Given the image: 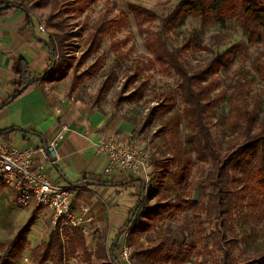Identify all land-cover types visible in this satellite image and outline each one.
<instances>
[{"label": "rangeland", "instance_id": "1", "mask_svg": "<svg viewBox=\"0 0 264 264\" xmlns=\"http://www.w3.org/2000/svg\"><path fill=\"white\" fill-rule=\"evenodd\" d=\"M182 1L93 0L88 9L76 14L66 10L71 0H50L44 4L40 13L44 28L54 41L67 37V40L62 42L66 44L69 55L67 63L71 67L65 76L69 95L80 100L89 109L95 108L102 114L116 119L118 126L124 128L126 134L139 139L140 147L150 154L151 160L147 189L152 186L162 187L164 182L165 193L172 202L178 195L193 200L201 199L200 185L204 177L195 172L194 155L186 142L188 130L183 118V104L179 96L176 75L173 72L162 71L156 62L151 61V56L144 46L146 32H141L137 26L128 8L130 4L142 6L156 13L157 19L149 25L144 23L142 28L148 25L150 30L161 34L170 49L179 51L180 58L189 71L203 66L215 52H222L238 42L243 44L236 48L230 68L220 69L216 73L220 85L212 90L213 95L221 89L226 90L225 96L213 109L214 114L208 118L211 135L222 153L225 152L231 136L225 126L229 109L227 95L237 82L245 84L248 106L256 113V124L264 123V77L255 69L257 60H264V39L250 37L232 16L224 21L208 23L188 13L176 15ZM50 14H56L53 21L61 22L60 29L48 26L47 18ZM104 15L108 19H123L113 23L104 36L99 50L82 63L77 71L72 70L85 49L84 40L88 28ZM165 19L168 20L166 28L162 26ZM187 43L189 46L185 47ZM96 58L99 59L98 66L90 74L77 78L79 72ZM132 76L136 77L131 79ZM104 81H107V86L98 96V90ZM142 82H145V85L140 99L133 101L122 99ZM167 94L172 107L151 114L149 109L152 106L167 102ZM175 122H178L177 125ZM187 157H190L193 163L188 179L185 183L177 184L174 177L179 175ZM155 201L154 198L145 202L151 205ZM4 208V206L0 208V242L11 241L15 228H22L19 225L21 220H7L6 211L2 214ZM142 210L141 208L140 211ZM249 212L252 216L247 215ZM35 215V231L45 240L54 226L53 218L49 210L36 209ZM11 216H15L13 212ZM136 217L137 210L133 212L130 221ZM214 224L215 220L204 223V239L199 247L195 244L197 235L190 211L184 209L173 216H168L165 212L162 221L156 222L149 231L133 233L130 239L125 232L116 254L121 264H147L142 252L153 247L160 239H165L167 251H177L191 244L199 249L200 255L192 254L190 259L182 264H211V253L208 250L211 245L209 233L214 229ZM227 236L233 238L228 264H239L244 259L254 256L259 250L264 249V211L250 207L245 208L243 212H236ZM109 243L108 241L107 244ZM125 246L128 252L122 255L121 249ZM0 254L5 257L7 251ZM88 262L87 256L79 248H75V251L67 256V264Z\"/></svg>", "mask_w": 264, "mask_h": 264}, {"label": "trees", "instance_id": "2", "mask_svg": "<svg viewBox=\"0 0 264 264\" xmlns=\"http://www.w3.org/2000/svg\"><path fill=\"white\" fill-rule=\"evenodd\" d=\"M92 1L71 0L68 4L69 8L66 10L80 14L90 7ZM47 2L50 0H36L32 5L41 6ZM8 4L11 7L22 8V4L18 2ZM128 8L140 31L146 32L144 46L151 56V61L156 62L162 71L173 72L176 75L179 96L183 104V118L188 130L186 142L190 146V152L194 155L195 172L204 177L200 185L202 198L193 200L178 195L172 202L169 195L165 193L164 182L162 187L152 186L149 190H143V194L140 195L136 203L138 204L136 207L137 217L120 228L119 237L115 243L116 237L112 239L110 244H107L103 236H98L95 251L91 255L86 250L85 238L80 229L60 227L59 223H55L47 240L31 250V263L67 264L68 254L73 253L75 248H79L87 256L88 264H121L118 254H116L120 247L118 241L121 235L126 232L130 239L133 233L147 232L156 222L162 221L165 212L168 216H173L175 213L187 209L193 218L194 230L197 235L195 244L199 247L204 239V223L215 220V227L209 233L210 261L211 264H228L233 238L228 237L227 232L231 228L233 215L250 207L264 211V123L256 124V113L248 106L245 84L237 82L227 95L229 109L225 126L230 131L231 136L224 153L214 141L208 124V118L214 114L213 109L226 94V90L223 89L214 95L212 94V90L220 85L216 73L220 69L228 70L230 68L236 48L243 44L238 42L222 52L217 51L203 66L189 71L181 60L179 51L170 49L162 35L153 32L148 27L157 19L156 13L135 4H130ZM185 13L192 17H200L202 21L208 23L224 21V19L232 16L250 37L264 39V0H183L176 15ZM55 15L50 14L48 16L47 24L50 27L60 29L61 22L53 21ZM27 17L31 22L29 14ZM122 19H108L104 15L88 28L84 40L85 49L81 52L72 70L77 71L82 63L99 50L107 31L113 23H118ZM167 21L166 19L162 21L164 28H166ZM144 23L148 25L142 28ZM65 40H67L65 36L58 41H54L52 36L47 40L48 45H51L54 50L56 62L52 67L50 64L42 78L36 82L42 79L58 82L65 78L67 70L71 69L70 64L67 63L69 55L66 51V44L62 42ZM188 46L187 43L185 47ZM98 61L99 59L96 58L76 77L80 79L90 74L98 66ZM255 69L260 76L264 77V60L258 59ZM15 72L19 78L18 89L35 78L29 73L26 62L22 60L16 62ZM135 77L132 76L131 79ZM106 83L107 81H104L100 86L98 96L106 88ZM30 85L26 86L20 93ZM144 85L145 82L138 84L122 99L127 101L140 99ZM20 93L15 96L12 95L10 99L15 98ZM169 100L167 94V102L155 104L149 109L150 113L153 114L160 109H170L172 104L168 102ZM177 123L175 122L176 125ZM192 165L190 157H187L179 175L174 177L177 184L187 181ZM207 167L208 169H206ZM145 198L146 200L155 198L156 201L148 205ZM141 208L142 211H140ZM247 215L252 216L251 212ZM33 220L34 217L31 216L13 240L0 242V253L7 251L5 257L0 254V264H10L23 249L26 241L25 234ZM204 247L207 248V246ZM166 248L167 241L160 239L153 247L142 252L143 259L147 264H182L187 262L192 254H201L199 249L192 244L177 251H167ZM239 264H264V249L259 250L254 256L244 259Z\"/></svg>", "mask_w": 264, "mask_h": 264}, {"label": "crops", "instance_id": "3", "mask_svg": "<svg viewBox=\"0 0 264 264\" xmlns=\"http://www.w3.org/2000/svg\"><path fill=\"white\" fill-rule=\"evenodd\" d=\"M35 1L0 0V5L21 3V7L26 10L16 6L0 9V142L34 151L33 164L40 167L53 182L70 187L71 208L74 211L86 210L87 232L83 235L86 250L92 255L98 236H103L106 243H111L120 228L127 223L142 189L147 190L148 182L142 176H126L113 167L108 156L97 151V141L104 134H112L132 146L141 147L139 139L126 134L125 129L118 126L116 119L95 108L89 109L80 100L69 95L66 78L58 82L42 79L10 99L18 89L19 78L15 72L18 60L26 62L33 77L45 73L51 64L47 48V40L51 36L40 18L45 3L33 6ZM27 14L30 15L31 22ZM40 26L43 30L39 29ZM56 106L61 111L59 119L54 112ZM52 139H57L59 156L53 165L37 152L39 147ZM1 206L5 207L2 214L6 211L7 220L22 221L19 223L20 227L31 216L34 217L25 234L23 249L11 261V264H32L31 250L47 240L35 231V211L49 209L35 207L32 203L23 205L17 202L15 189L2 181L0 208ZM12 212L14 217H10ZM19 229L15 228L12 240ZM94 231L97 232L94 234ZM123 235L119 238V245Z\"/></svg>", "mask_w": 264, "mask_h": 264}, {"label": "built area", "instance_id": "4", "mask_svg": "<svg viewBox=\"0 0 264 264\" xmlns=\"http://www.w3.org/2000/svg\"><path fill=\"white\" fill-rule=\"evenodd\" d=\"M43 30V27H39ZM59 119L61 111L54 107ZM57 139L47 141L37 152L49 163L58 160ZM98 152L108 156L110 164L126 176H142L148 179L150 154L142 149L121 141L112 134L102 135L96 144ZM34 151L18 149L0 142V181L14 188L17 202L35 207H46L50 210L53 223L60 227H75L87 232L86 210L74 211L71 208L72 191L69 186L53 182L40 167L33 164ZM128 248L121 249L126 255Z\"/></svg>", "mask_w": 264, "mask_h": 264}, {"label": "water", "instance_id": "5", "mask_svg": "<svg viewBox=\"0 0 264 264\" xmlns=\"http://www.w3.org/2000/svg\"><path fill=\"white\" fill-rule=\"evenodd\" d=\"M8 7H10V4H3V5H0V9H4V8H8ZM22 9H23V11H25V8L22 7ZM47 48H48V50H49V52H50V55H51V67H52V66L55 64V62H56V59H55V56H54V50H53V48L51 47V45H48V44H47ZM44 74H45V73H43V74H41V75H39V76H37V77H35V78L29 80L27 83H25L24 85H22V86L17 90V92H16L15 94H13V96H15L16 94L20 93V91H22V90H23L26 86H28L29 84H32V83H34V82L40 80ZM70 184L73 185V186H77V185H78L77 183H70ZM143 190H144V188L142 189V194H143ZM137 205H138V204H136L135 207L132 209V212L130 213V215H129L128 219H127V223L130 221L131 216H132L133 212L136 210ZM118 237H119V234L116 236V238H115V240H114V243L118 240ZM115 264H117V263H115Z\"/></svg>", "mask_w": 264, "mask_h": 264}]
</instances>
